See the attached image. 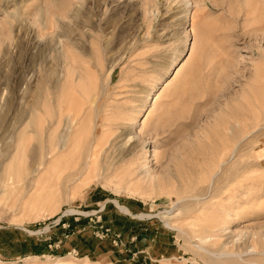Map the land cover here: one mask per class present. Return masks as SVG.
Returning a JSON list of instances; mask_svg holds the SVG:
<instances>
[{
	"label": "rangeland",
	"instance_id": "obj_1",
	"mask_svg": "<svg viewBox=\"0 0 264 264\" xmlns=\"http://www.w3.org/2000/svg\"><path fill=\"white\" fill-rule=\"evenodd\" d=\"M56 105L107 137L104 178L32 172ZM20 136L0 264H139L141 247L147 264H264V0H0L3 161Z\"/></svg>",
	"mask_w": 264,
	"mask_h": 264
},
{
	"label": "bare ground",
	"instance_id": "obj_2",
	"mask_svg": "<svg viewBox=\"0 0 264 264\" xmlns=\"http://www.w3.org/2000/svg\"><path fill=\"white\" fill-rule=\"evenodd\" d=\"M75 81L78 82L77 80H75ZM49 95H51V93ZM42 96H44V94ZM51 97H54V96H51ZM40 99L43 100V97L42 98L40 97L39 100ZM46 99H47V101L49 100L48 98H46ZM46 99H45V101H46ZM52 99L53 98H51L50 100H52ZM57 99L59 100L60 98L58 97ZM39 100H38V103L33 108L34 109L33 111L36 110L35 112H39V111H37L40 108L38 106V104L40 105V103L42 102V100H40L41 102L39 103ZM58 100H56V101H58ZM47 103L49 104V103H51V101H49ZM66 103H68L67 100H66ZM94 103H95L94 101H91L90 104L93 106ZM41 104H43V103H41ZM51 104L54 106V103H51ZM59 105H62V103H60ZM36 106H38V108ZM53 106L51 107L49 104V107L54 108ZM58 106L56 105V108H59ZM51 108H50V111L53 110V109L51 110ZM57 110H59V112L56 110H54L56 112H54V111L50 112V114L52 116L50 115L51 121H49L50 123L48 122V127L47 128H40V126H41L40 125L39 126L40 129L38 128L36 131L37 133H35V136L37 139V145L34 147L33 156L37 162V166L35 167V169H33L32 172H34V171L39 172V170H41L43 168H48V169H51L52 172L55 173L58 176V178L60 179L62 177V174L67 169H72V172L70 174H68V176H66L65 179H66V181H71V182L73 181V183H77V182H80V180H82L81 181V187H85L90 182H92L96 179L104 178L106 176L108 170H111V167H113V165H114L113 162L115 160L113 158L109 159V157L106 158L104 156L105 155L104 154L105 153L104 152V146H105V143L108 141L107 137H106V139L100 138L99 133H97L99 126L96 123H94V126H90L89 125L90 123L86 122V120L80 116V115H82V113L77 114V113H74L73 110H71V111L69 110V111L64 112L61 108H59ZM143 110L144 109H141L140 114L143 112ZM37 115L38 114H36V117H37ZM40 116H39L40 119L36 118L37 119L36 121L39 120L37 122V124L42 123ZM258 116H260V115H258ZM82 118H83V120H82ZM96 120H98V117L96 118ZM96 120H95V122H96ZM62 124H63V126H62ZM61 126H62V128H61ZM261 129H263V127ZM23 137L24 136H20L18 138V140L16 141L13 156H9L4 161H3L4 155L2 154V151L0 150V164H2L1 165V171L3 173V176L4 175L10 176L14 172L22 174V173H25L26 171H29V168L27 170L28 166H26V162L28 160V157H30V156H28L29 154L26 150L25 145L23 144V139H24ZM128 137H129V134H125V137H122V138H124V139H122L123 143L122 142L121 143L126 144ZM129 140H131V139H129ZM234 150H235L234 151V155H235V152L237 150V146L235 147ZM126 152H125V149H121L120 150V155H121L120 157L125 158ZM132 155H133L132 151H129L127 153V156L132 157ZM225 165H226V163L223 162L217 166L218 167L217 171L214 172V174L209 179V186H211V184L214 182V180H216L218 172H220ZM209 167H210V164L207 167L208 168L207 172L204 174L205 175L204 179L206 181L209 178V169H210ZM200 174H202V173H200ZM14 175H16V174L14 173L13 176ZM201 178H203V177H201ZM198 184H199V182L197 181V179L196 180L194 179V181L191 182V186L198 185ZM116 204L121 209H124L123 211H126L127 213H129L127 209L121 207L118 203H116ZM208 238L209 237H202L199 239V244L195 246V248L198 252H204V253L206 252V254L208 253L207 249L205 247L206 242H208ZM224 255H226V254H224ZM220 263L221 264H240L239 261H235V260H232L228 263H226L225 261L220 262Z\"/></svg>",
	"mask_w": 264,
	"mask_h": 264
},
{
	"label": "crops",
	"instance_id": "obj_3",
	"mask_svg": "<svg viewBox=\"0 0 264 264\" xmlns=\"http://www.w3.org/2000/svg\"><path fill=\"white\" fill-rule=\"evenodd\" d=\"M67 238H68V236L67 237H64L63 239H62V241H60V243L58 242V244H59V247H60V249H65V250H67L68 249V247L67 246H65L66 245V242H67ZM45 241H47V239H45ZM150 242H154V240H152V241H150ZM83 244H79L78 246H76V249H80V247H85L86 246V243L87 242H82ZM147 244H149V245H151V243H147ZM148 245V247H150V249H151V246H149ZM154 245V248L155 249H158V247H157V245L156 244H153ZM159 247H161L162 246V244H160L159 243V245H158ZM136 247V246H135ZM71 248V247H70ZM69 248V249H70ZM136 249V248H135ZM147 249H149V248H147ZM146 248H144V250H147ZM161 249H163L162 247H161ZM143 249H142V247H141V249L139 248V256L137 257V262L139 263V264H147L146 263V261H147V259H151V257H150V255H149V252H147V251H144ZM126 251H128V250H126ZM130 251V250H129ZM151 251H153L152 249H151ZM156 251H158V250H156ZM156 251H155V253H156Z\"/></svg>",
	"mask_w": 264,
	"mask_h": 264
}]
</instances>
